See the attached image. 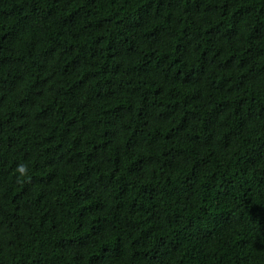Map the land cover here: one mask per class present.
Returning a JSON list of instances; mask_svg holds the SVG:
<instances>
[{"label": "trees", "instance_id": "16d2710c", "mask_svg": "<svg viewBox=\"0 0 264 264\" xmlns=\"http://www.w3.org/2000/svg\"><path fill=\"white\" fill-rule=\"evenodd\" d=\"M0 264H264V0H0Z\"/></svg>", "mask_w": 264, "mask_h": 264}]
</instances>
